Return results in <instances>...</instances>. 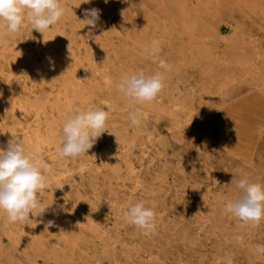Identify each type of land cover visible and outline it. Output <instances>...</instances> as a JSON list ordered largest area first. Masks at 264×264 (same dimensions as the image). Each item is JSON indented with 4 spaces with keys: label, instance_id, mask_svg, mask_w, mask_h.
<instances>
[{
    "label": "rangeland",
    "instance_id": "rangeland-1",
    "mask_svg": "<svg viewBox=\"0 0 264 264\" xmlns=\"http://www.w3.org/2000/svg\"><path fill=\"white\" fill-rule=\"evenodd\" d=\"M62 3L43 34L0 23V148L20 137L35 150L23 122L48 141L37 155L50 165L45 213L8 223L0 212V264H264V219L253 227L225 211L239 180L264 184V0H186L182 11L176 0ZM92 8L94 28L83 22ZM141 69L166 86L139 105L115 83ZM92 107L109 112L106 131L87 154L52 163L45 149L62 145L66 117ZM141 201L156 214L147 236L125 220Z\"/></svg>",
    "mask_w": 264,
    "mask_h": 264
},
{
    "label": "clouds",
    "instance_id": "clouds-1",
    "mask_svg": "<svg viewBox=\"0 0 264 264\" xmlns=\"http://www.w3.org/2000/svg\"><path fill=\"white\" fill-rule=\"evenodd\" d=\"M89 2L84 0V3ZM65 11L62 0H0V23L6 25L9 34L19 32L25 22L30 24L31 31L43 34L60 21ZM84 15L85 25L93 28L97 26L99 9H85ZM68 48L70 51V43ZM148 51L155 59L160 51L159 42L153 41ZM158 67L171 70V65L163 59L158 60ZM165 86L162 72L147 74L142 69L121 74L115 83L118 92L139 105L155 100ZM140 117L139 110L128 114L133 127L141 125ZM108 118L109 112L102 108H75L66 117L61 129L63 143L56 149L60 157L76 158L87 154L106 131ZM39 151V146L30 151L20 137L10 139L6 150L0 148V212L7 214L8 223L29 222L30 215L40 216L49 208L45 207L39 194L49 187L46 173L50 165L37 155ZM237 187L242 190V194L228 202L225 211L243 223L258 226L264 219V184L241 179ZM60 207L63 209L62 205ZM155 216L153 208L146 206L143 201L130 204L125 212V220L145 236L154 232ZM52 225L53 222L48 221L45 230ZM256 250L264 253V245H257ZM224 264H233V261L227 258Z\"/></svg>",
    "mask_w": 264,
    "mask_h": 264
},
{
    "label": "bare ground",
    "instance_id": "bare-ground-1",
    "mask_svg": "<svg viewBox=\"0 0 264 264\" xmlns=\"http://www.w3.org/2000/svg\"><path fill=\"white\" fill-rule=\"evenodd\" d=\"M176 7H178V9L180 10V11H182V10H184L185 8H186V5H187V3H186V0H176ZM208 22V21H207ZM211 24V23H210ZM212 25V24H211ZM79 45V44H78ZM16 51H17V49H16ZM15 53H18V52H13V54H15ZM18 57V56H17ZM99 57V56H98ZM21 58H22V56H21ZM23 61H25V62H27L28 64H30V65H32V59H31V56H29V55H25L23 58ZM15 61H18V59H15ZM22 63V62H21ZM32 67L34 68V65H32ZM1 94H0V100H1ZM0 103H1V101H0ZM15 106H18V107H22L21 105H19V104H16L15 103ZM38 121V120H37ZM36 121V122H37ZM39 122V121H38ZM35 123V122H34ZM38 124V123H37ZM21 129H22V131H23V135H25V137H24V139L28 142V144L29 145H31L32 147L31 148H34L35 149V147L36 146H39V149H40V151L39 152H41V150H42V148H43V144L44 143H48V141L43 137V135L41 134V133H39L38 132V129L37 130H33L32 131V128L30 129L29 128V126L27 125V124H23V122L21 123ZM5 132V129H2V128H0V134H2V133H4ZM122 132V131H121ZM121 132H120V137H122L121 135L123 134H121ZM1 136V135H0ZM47 141V142H46ZM123 141H124V139H123ZM122 141V142H123ZM1 142V141H0ZM2 143V142H1ZM4 143H6V142H4ZM124 143V142H123ZM57 147L58 146H51V145H48L47 146V148L45 149V152H47V154H48V156L50 157V159L52 160V163H53V161H56V160H58L59 158H61L60 157V155H59V153L56 151V149H57ZM143 147V146H142ZM143 151V150H142ZM38 152V153H39ZM115 152L113 151V150H108V152L107 153H105V154H103V156H107V155H112V154H114ZM144 153V152H143ZM145 155V154H144ZM102 156V157H103ZM116 157V156H115ZM104 160V159H103ZM52 165V164H51ZM96 166V165H95ZM96 167H98V166H96ZM131 168H132V166H131ZM130 168V170L131 171H133L132 169ZM66 172H69V170H66ZM62 174L64 173V172H61ZM61 173H59V174H56L55 176H53V178H55V182H56V184H62L64 181H65V179H67L68 178V176L69 175H62ZM52 179V178H51ZM156 256V255H155ZM157 257V256H156ZM63 258V257H62ZM60 261V260H59Z\"/></svg>",
    "mask_w": 264,
    "mask_h": 264
}]
</instances>
